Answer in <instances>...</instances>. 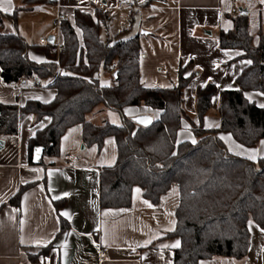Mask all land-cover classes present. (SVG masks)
Segmentation results:
<instances>
[{"label": "trees", "instance_id": "16d2710c", "mask_svg": "<svg viewBox=\"0 0 264 264\" xmlns=\"http://www.w3.org/2000/svg\"><path fill=\"white\" fill-rule=\"evenodd\" d=\"M55 2V1H53ZM50 0H23V9L49 4ZM18 8L12 13L0 10V69L8 84L39 76L43 82L54 78L48 85L57 90L48 103L30 100L24 107L0 102V135L19 133L23 115L32 113L39 120L51 117L50 124L38 130L29 141L32 157L34 147H45L44 155L58 156L60 142L67 129L83 125V143L89 147L102 146L108 136H114L118 145V159L113 166L104 167L100 177V203L103 208L130 207L133 187L142 188L143 196L159 203L161 196L173 183L180 187V204L176 210V228L168 237H179L180 247L174 251V264H199L202 259L214 256L242 259L251 244L249 221L264 228V157L251 160L233 154L220 137L229 132L246 147H255L264 139V107L249 100L245 91L264 92V35L254 44L248 14L237 13L234 27L218 34L222 49L240 50L241 57L251 60L237 77L238 88L219 90L210 82L196 91L195 120L185 109L184 89L193 76H186L184 67L179 70V82L172 87H147L141 81V42L138 36L114 41L101 37L103 24L109 15L96 9L94 15L77 9L74 22L61 23L63 50L60 62L51 52L52 43L31 45L18 30ZM5 20L13 23V32L1 31ZM82 32V41L77 30ZM38 48L50 59L36 62L29 50ZM118 70L112 83L102 85L103 71ZM219 93L217 113L221 124L207 128L204 118L212 108L213 97ZM99 104L122 115V124L106 121L95 124L87 116ZM144 104L160 110L161 116L150 125L140 126L124 114L129 105ZM184 120L190 124L196 138L178 142V132ZM44 162L42 159L41 163ZM33 183L21 185L7 204L18 206L22 194ZM60 215L57 237L71 228L70 222L60 213L66 199L53 200ZM54 242L29 260L47 256Z\"/></svg>", "mask_w": 264, "mask_h": 264}, {"label": "crops", "instance_id": "0c3cea01", "mask_svg": "<svg viewBox=\"0 0 264 264\" xmlns=\"http://www.w3.org/2000/svg\"><path fill=\"white\" fill-rule=\"evenodd\" d=\"M54 1L23 9V0H0V10L12 13L20 8L33 13L42 11L43 6L48 7L53 15L41 37L54 32L52 24L56 12L52 7L57 4L72 22L77 9L93 15L96 9L106 11L109 21L101 28L104 40L139 37L142 46L141 81L145 86L177 85L181 66L186 76H193L184 89V106L195 120L198 119L197 88L212 82L219 90H235L238 88L237 77L251 64L248 63L251 60L241 57L242 51L220 48L219 32L231 30L234 27L233 17L245 8L254 44L258 45L264 35V3L261 0ZM20 21L18 30L25 38ZM77 33L82 41V32L77 29ZM40 38L37 46L44 45L40 43ZM29 57L39 63L50 60L38 48L30 49ZM110 74V70L102 72V85L112 83ZM56 94L54 87H37L33 79L8 84L0 69L1 103L24 107L30 100L51 102ZM245 95L257 105H264V92L247 90ZM219 99L217 93L211 110L204 118L207 128L221 124L217 113ZM161 113L144 104L124 108V114L131 118L149 114L155 120L160 118ZM87 118L95 124L109 121L119 125L123 121L119 112L104 104H99ZM50 122L49 116L36 120L35 115L29 113L20 118L17 135H0L5 142L0 150V207L9 202L21 185L34 182L24 191L18 206L7 204L0 210V264H174V251L180 247L181 239L168 237L167 234L177 225L179 185L173 183L157 204L146 199L142 188L136 185L130 207L103 208L100 203L101 170L117 162L116 138L108 136L102 146L94 144L87 147L83 143V125H74L61 138L59 155H44V162L36 164L33 155L30 156L29 141ZM220 137L233 154L249 159L255 155L256 158L251 160L264 157V139L255 147H246L229 132H220ZM186 140L195 141L196 138L189 122L184 120L177 141ZM68 153L76 158V166L65 162ZM59 199H66L60 213L70 222L71 228L57 237L60 215L53 200ZM248 227L251 244L246 257L214 256L200 260L199 264H264V231H261L264 228L254 221H249ZM51 242L54 245L47 256H41L34 262L29 260V253L36 254ZM177 242L178 247L175 246Z\"/></svg>", "mask_w": 264, "mask_h": 264}, {"label": "rangeland", "instance_id": "374dc122", "mask_svg": "<svg viewBox=\"0 0 264 264\" xmlns=\"http://www.w3.org/2000/svg\"><path fill=\"white\" fill-rule=\"evenodd\" d=\"M42 11H35L31 13V11H25V10H20L18 8V22L21 19V30L22 33L25 35V39L31 44V45H36L39 44V38L41 35L47 30L46 24H48V21L50 17L53 15V13L50 11L48 7L43 6ZM74 22V20H73ZM52 27L54 29V32L50 35H55L56 34V27L55 24H52ZM77 30V29H76ZM1 31L4 32H13V23L10 20H5V24L3 28H1ZM62 31V30H61ZM49 37L48 34H45ZM36 36V38H33ZM63 37V35H62ZM32 49V48H31ZM110 76L113 78V73L114 71L112 68L110 69Z\"/></svg>", "mask_w": 264, "mask_h": 264}, {"label": "built area", "instance_id": "2783aa9c", "mask_svg": "<svg viewBox=\"0 0 264 264\" xmlns=\"http://www.w3.org/2000/svg\"><path fill=\"white\" fill-rule=\"evenodd\" d=\"M52 10L56 12V18L54 20V24L56 27V34L55 36V42L53 43V46L51 47V52L56 54V61L59 63L60 62V53L63 50V37H62V31H61V23L64 19L67 18V16L61 11L59 5L57 4L56 6L52 7ZM40 43L41 44H48L50 43L47 37H41L40 38ZM112 70L114 71V67H112ZM61 71V67L59 66L58 72L54 77L51 79L47 80L46 82H43L39 76H36L34 78V84L37 87H46L50 85L53 81L54 78H56ZM65 162L70 165V166H76L77 165V160L74 157V155L68 153L65 155Z\"/></svg>", "mask_w": 264, "mask_h": 264}, {"label": "water", "instance_id": "95a60500", "mask_svg": "<svg viewBox=\"0 0 264 264\" xmlns=\"http://www.w3.org/2000/svg\"><path fill=\"white\" fill-rule=\"evenodd\" d=\"M53 1L54 0H50V2H53ZM240 12L242 14H247L248 10L245 9V8H241ZM48 40H49L50 43L53 44L55 42V36L54 35H50L48 37ZM117 75H118V70H115V72L113 73V76L117 77ZM132 120L135 123H137L138 125H140V126H147V125H150L154 121V118H153L152 115H149V114H139V115L133 116ZM141 121H144V123H142ZM4 145H5L4 140L0 139V150H2L4 148ZM38 148L40 149L39 158H37V152H36V150ZM44 150H45V147L42 146V145H36L34 147V151H33V162L34 163H36V164H40L41 163L42 158L44 156Z\"/></svg>", "mask_w": 264, "mask_h": 264}, {"label": "snow or ice", "instance_id": "6c2138e0", "mask_svg": "<svg viewBox=\"0 0 264 264\" xmlns=\"http://www.w3.org/2000/svg\"><path fill=\"white\" fill-rule=\"evenodd\" d=\"M141 2H143V0H141ZM261 2L264 3V0H261ZM4 10H7V9H4ZM33 59H37V58H36V57H33ZM248 63H251V61H249ZM189 75H191V74L189 73ZM149 86H151V85H149ZM261 106L264 107V105H261ZM141 122L144 123V121H141ZM209 126H211V125H209ZM193 142L195 143V141H193ZM36 152H37V158H39V152H40V149L38 148V149L36 150ZM250 158H251V159H255L256 156H255V155H252ZM136 191L139 193L140 190L137 189ZM65 195H68V193H65ZM57 198H59V197H57ZM64 215L67 216L68 213L65 212ZM261 231H264V229H262ZM37 243H39V241H37ZM175 246L178 247V246H179V242H177V244H176ZM165 247H167V246H165Z\"/></svg>", "mask_w": 264, "mask_h": 264}]
</instances>
